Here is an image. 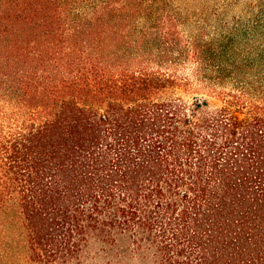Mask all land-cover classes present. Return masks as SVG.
Wrapping results in <instances>:
<instances>
[{
	"label": "trees",
	"instance_id": "1",
	"mask_svg": "<svg viewBox=\"0 0 264 264\" xmlns=\"http://www.w3.org/2000/svg\"><path fill=\"white\" fill-rule=\"evenodd\" d=\"M160 3L0 0V264H264V70Z\"/></svg>",
	"mask_w": 264,
	"mask_h": 264
},
{
	"label": "rangeland",
	"instance_id": "2",
	"mask_svg": "<svg viewBox=\"0 0 264 264\" xmlns=\"http://www.w3.org/2000/svg\"><path fill=\"white\" fill-rule=\"evenodd\" d=\"M160 6L179 18L183 36L221 39L224 48L233 41L242 70H264V61L253 62L264 57V0H161Z\"/></svg>",
	"mask_w": 264,
	"mask_h": 264
}]
</instances>
